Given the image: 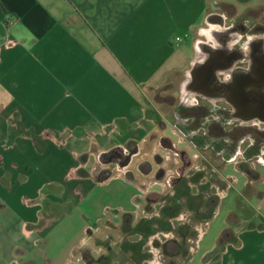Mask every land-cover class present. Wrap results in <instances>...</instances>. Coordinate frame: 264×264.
I'll return each instance as SVG.
<instances>
[{"label":"crops","instance_id":"1","mask_svg":"<svg viewBox=\"0 0 264 264\" xmlns=\"http://www.w3.org/2000/svg\"><path fill=\"white\" fill-rule=\"evenodd\" d=\"M218 1L0 0V264H84V244L103 237L116 212L134 209V196L153 177L138 162H152L159 136L181 141L162 118L150 131L141 123L145 93L172 79L180 87L195 32ZM187 142L180 144L191 154ZM131 147L139 150L132 176L117 159L101 161ZM231 166L240 188L225 174ZM259 168L262 155L232 158L218 172L232 178L221 193L232 187L235 202L225 206L201 264L212 259L223 229L231 232L215 264H264ZM229 214L237 219L229 223Z\"/></svg>","mask_w":264,"mask_h":264},{"label":"flooded vegetation","instance_id":"2","mask_svg":"<svg viewBox=\"0 0 264 264\" xmlns=\"http://www.w3.org/2000/svg\"><path fill=\"white\" fill-rule=\"evenodd\" d=\"M216 17L218 21L211 22L212 25H223L230 18L228 39L232 32L244 37L242 46L234 47L231 72L242 71L252 78L259 75L260 81L244 87L252 103L246 102L248 94L244 92L242 101L229 93L220 97L179 93L178 102L168 104L176 119L175 132L184 140L188 138L191 150H203L209 158L219 155L223 165L232 158L241 159L242 163L254 156H264V47L257 44V39L264 38V24L249 18L240 21L224 13H212L207 21ZM219 79L224 81L223 75ZM226 88L230 90L227 84ZM251 116L256 117L250 121ZM184 140L174 143L165 136L158 137L162 157L158 152L152 156V162L143 159L135 167L153 177L146 189L134 196L133 210L116 212L112 220H107L108 232L84 244L80 252L84 264H180L181 256L189 251L186 243L190 230L196 223H209L219 201L215 192L218 183L224 181L225 187L230 179L221 178L218 182L216 160L206 158L195 164L189 150L180 144ZM135 151L139 153L134 147L114 149L105 153L103 160L117 159L118 168L132 176L130 164ZM153 185H158V190H151ZM184 209L188 215L184 212L182 217Z\"/></svg>","mask_w":264,"mask_h":264},{"label":"rangeland","instance_id":"3","mask_svg":"<svg viewBox=\"0 0 264 264\" xmlns=\"http://www.w3.org/2000/svg\"><path fill=\"white\" fill-rule=\"evenodd\" d=\"M212 13H218V14L224 13L225 15H228V17L232 15V18H236L237 20H240V21L243 18H249L251 22H255V23L257 22V23L264 24V0H230V1L219 0L216 4H210L209 6H207L206 19H205V23L203 24L202 28L206 29L209 27H214L216 29H219L221 26H224L225 27L224 33L228 34V32L226 31H227V28L230 27V22H231L230 18H228V20H226L223 25H218V26L212 25L211 22L218 21L217 17L214 18V20H210L209 22L207 21L210 18ZM195 37H197V39L206 40L205 37L198 32H195ZM188 40L190 44L192 41V37H190ZM243 40H244V37L240 39V41H243ZM183 79H184V76L181 75V81ZM175 81L176 79L174 80L172 79L158 87H153V88L148 89V91L145 93L146 109H145L144 116L141 119V123L144 124L147 130L150 131L154 127H161L163 125L161 120L157 122L158 118H162L170 122L171 127H174L176 119L173 117L172 106H170L168 103L172 102L173 100H174V103H177L180 97L179 85ZM168 135H170L171 137H174V135H172V133L170 132H168ZM178 138L180 140H184V138L181 135H178ZM174 139L176 138L174 137ZM191 154H195V155L190 156L191 160H193L195 164L200 163L202 159H206V158L207 160L211 162L216 160L217 174H218V179L220 180V176L218 172L225 164L223 165L221 157L219 155L215 154L216 156H214V158H209L210 155H207L205 151L200 150V149L198 150L195 149L191 151ZM200 157L201 159H198ZM101 161L103 162L104 160L101 159ZM254 161L255 162L257 161L256 158ZM260 169L262 172H264L262 168H259V170ZM225 172H226L225 174L229 173L231 176H235L238 179L235 182L234 187L240 188L242 180H243L240 173L232 166L227 167ZM223 178L225 179V177ZM231 183H232V178L229 179V185H231ZM145 185L146 184H144L143 186L145 187ZM226 187L227 186L224 187V181H221L220 183H218V189H217L218 198L221 199L223 194H225L226 192L228 196L223 197L224 199L221 200V205L219 207L218 213H216V215L212 218V220L209 221L207 225L205 224L199 225V223L194 224V227L189 232L188 242L186 243V246L189 251L186 255L181 256L180 264H201L200 256L202 252L206 248H210L211 246L215 245V237L219 234L220 229L224 225V220L227 215V212L225 211V206H232L235 202V197L233 194L234 189H232V187L228 188L227 191L225 190L221 193L222 189H225ZM155 188L156 187H153L152 189L151 188L150 189L154 190ZM138 191H141V190H138ZM109 211L112 212L113 209ZM186 211L187 210L185 209L182 210V213H181L182 217H184L183 216L184 212L186 216L188 215ZM236 219H237V216L233 214H230L228 217L229 223L234 222ZM200 227L204 229L203 232H202V229H200ZM105 229L106 230L105 231L103 230V231L107 233L108 232L107 228ZM226 232H227L226 234H228L231 232V230H227ZM200 235L201 237L198 238ZM225 237H226L225 235L221 237L220 241H218L219 242L218 246L221 245V242H223ZM218 246H217V249L212 251V255L209 256L212 259L207 260V261L204 260L203 263L205 264H215L216 263V259L219 255ZM193 253H194V256H193ZM191 255L193 256V258L190 261L189 259L191 258Z\"/></svg>","mask_w":264,"mask_h":264},{"label":"water","instance_id":"4","mask_svg":"<svg viewBox=\"0 0 264 264\" xmlns=\"http://www.w3.org/2000/svg\"><path fill=\"white\" fill-rule=\"evenodd\" d=\"M224 30V26L219 29L214 27L201 28L200 34L206 40L197 39L193 44L195 54L180 84L179 92L181 94L186 96L196 93L202 95L216 94L220 97L229 93L233 98L242 101L244 100L242 99L243 93L248 94V90H244L245 85L249 86L254 81H260L259 75L252 78L242 71L231 72L235 63L236 49L234 47L242 46L241 35L232 32L230 39H227L228 34L224 33ZM206 31L208 35H204ZM257 44L263 48L264 38L257 39ZM221 75H223L224 81L219 79ZM226 84L230 90H227ZM247 96L246 102L251 104L250 93ZM255 117L251 116L249 120L252 121Z\"/></svg>","mask_w":264,"mask_h":264},{"label":"trees","instance_id":"5","mask_svg":"<svg viewBox=\"0 0 264 264\" xmlns=\"http://www.w3.org/2000/svg\"><path fill=\"white\" fill-rule=\"evenodd\" d=\"M226 231H227L226 229H223V230L221 231L220 236H219V238H218V241H220V239H221L222 236H224V235L226 236Z\"/></svg>","mask_w":264,"mask_h":264},{"label":"bare ground","instance_id":"6","mask_svg":"<svg viewBox=\"0 0 264 264\" xmlns=\"http://www.w3.org/2000/svg\"><path fill=\"white\" fill-rule=\"evenodd\" d=\"M204 35H208V32L206 31V32L204 33Z\"/></svg>","mask_w":264,"mask_h":264},{"label":"built area","instance_id":"7","mask_svg":"<svg viewBox=\"0 0 264 264\" xmlns=\"http://www.w3.org/2000/svg\"><path fill=\"white\" fill-rule=\"evenodd\" d=\"M13 21H12V19L11 20H9V23H12Z\"/></svg>","mask_w":264,"mask_h":264}]
</instances>
